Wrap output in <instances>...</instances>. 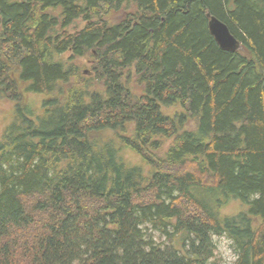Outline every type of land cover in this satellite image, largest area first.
Instances as JSON below:
<instances>
[{
	"label": "trees",
	"instance_id": "1",
	"mask_svg": "<svg viewBox=\"0 0 264 264\" xmlns=\"http://www.w3.org/2000/svg\"><path fill=\"white\" fill-rule=\"evenodd\" d=\"M0 98V264H264V0H0Z\"/></svg>",
	"mask_w": 264,
	"mask_h": 264
},
{
	"label": "rangeland",
	"instance_id": "2",
	"mask_svg": "<svg viewBox=\"0 0 264 264\" xmlns=\"http://www.w3.org/2000/svg\"><path fill=\"white\" fill-rule=\"evenodd\" d=\"M85 24L82 20L75 21L70 27L69 31L77 30L81 28ZM76 64H78V67L80 68V71H82L84 76H87L89 78H94V70L93 65L94 61L90 56H84L76 59ZM93 82V80H92ZM98 87V86H97ZM44 94L38 93H28L25 95L24 102L31 108L38 109L41 107V101L44 98ZM15 108V102L12 100L6 99V98H0V135L7 123L12 119L13 112ZM170 145V140L166 141V143L163 145L162 149L158 151L159 156H164L165 152ZM123 155L132 162H140V159L137 154L134 152L128 150L123 151ZM245 207L240 204L237 200H231L228 205H226L222 209V213L232 215L236 214L237 212L243 210ZM215 242L217 245V255L220 258V261L222 264H233L235 261L234 252L231 246V241L226 236H216Z\"/></svg>",
	"mask_w": 264,
	"mask_h": 264
},
{
	"label": "water",
	"instance_id": "3",
	"mask_svg": "<svg viewBox=\"0 0 264 264\" xmlns=\"http://www.w3.org/2000/svg\"><path fill=\"white\" fill-rule=\"evenodd\" d=\"M206 16L208 18L209 32L221 49L231 52L242 49L240 41L231 33L225 22L209 12L206 13Z\"/></svg>",
	"mask_w": 264,
	"mask_h": 264
}]
</instances>
